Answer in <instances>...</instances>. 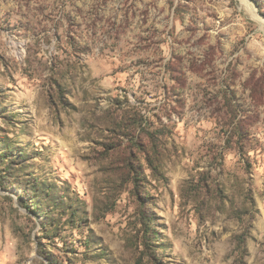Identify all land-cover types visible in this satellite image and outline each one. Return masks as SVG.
Segmentation results:
<instances>
[{"label":"rangeland","instance_id":"rangeland-1","mask_svg":"<svg viewBox=\"0 0 264 264\" xmlns=\"http://www.w3.org/2000/svg\"><path fill=\"white\" fill-rule=\"evenodd\" d=\"M0 150V264H264V0H0Z\"/></svg>","mask_w":264,"mask_h":264},{"label":"trees","instance_id":"trees-1","mask_svg":"<svg viewBox=\"0 0 264 264\" xmlns=\"http://www.w3.org/2000/svg\"><path fill=\"white\" fill-rule=\"evenodd\" d=\"M229 108L232 109L233 105H229ZM237 127V126H236ZM236 127L234 126L231 130V132H236L235 129ZM127 129V131H132L134 130V132L129 135L126 133V135H124L126 138L129 137V141L131 143H133V145L136 146V148L138 150H144L142 149L141 146H143L140 142V139L143 136H146L150 142V147L152 149V151L154 152L157 147V142H158V137L160 135V133L163 134L164 129L161 128H152V123H150L149 118L145 117L144 115H142L140 112H135L131 118H130V124L126 126L125 130ZM125 131V132H127ZM230 132V133H231ZM231 135V134H230ZM8 151L5 150H0V164L2 162H4L5 156H7ZM145 154V160L146 162L152 166V160L153 157L151 159L150 157V153H146L145 151H142ZM152 154H155L153 153ZM121 178L122 181L125 183H130L132 185V192L133 195L136 196L140 202H141V196H140V189L139 187L141 186L140 182H141V170L140 167L138 165H136L132 158L127 157L124 160L123 163V171L121 173ZM5 172L0 173V184L3 186L4 182H5ZM34 192L33 191H25L19 198L21 203H24V207L28 208L30 211H38L39 210V205L38 204H34L33 201L28 200L27 199L29 197L32 198ZM142 207L140 208V218L143 220L144 224L146 225H151L152 223V218L148 215L147 213V208L145 203L144 204H140ZM148 232V231H147ZM150 232V231H149ZM239 240V248L241 251L242 249V245L244 244V239L243 236L238 237Z\"/></svg>","mask_w":264,"mask_h":264},{"label":"bare ground","instance_id":"bare-ground-1","mask_svg":"<svg viewBox=\"0 0 264 264\" xmlns=\"http://www.w3.org/2000/svg\"><path fill=\"white\" fill-rule=\"evenodd\" d=\"M249 8V7H248ZM249 10L251 11V14L252 15H254L257 19H259L260 20V18H258L256 15H255V13L249 8Z\"/></svg>","mask_w":264,"mask_h":264}]
</instances>
